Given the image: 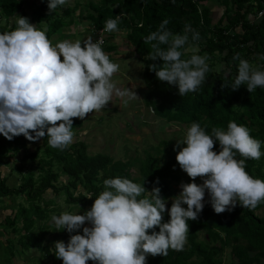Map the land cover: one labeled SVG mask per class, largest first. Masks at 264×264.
<instances>
[{"label":"trees","instance_id":"1","mask_svg":"<svg viewBox=\"0 0 264 264\" xmlns=\"http://www.w3.org/2000/svg\"><path fill=\"white\" fill-rule=\"evenodd\" d=\"M33 1L32 6L24 7V0H0V34L16 28L18 14L27 17L38 29L40 25H46L49 39L62 28L74 25L75 21L87 22L95 30H100L108 19L119 16L118 27L126 29L130 49L147 57L152 48L151 43H144V38L157 31L163 20H169L167 29L174 34L182 35L186 25L190 26L189 44L185 46L187 51L181 49L184 53L181 58L188 59L193 55L188 51L189 45L198 48L195 54L207 55L210 71L205 82L198 92L181 97L176 86L159 81L155 72L149 70V65L162 61L146 58L141 73L146 87L144 106L168 123L189 126L198 123L209 135L213 127L227 131L228 122L235 121L246 126L250 135L261 141L260 150L264 153V88L258 87L252 93L247 91L246 85L237 90L231 88L238 74L239 59L248 60L254 67L264 70V59L260 58L264 56V17L256 21L255 16H248L254 12L251 2L257 1L260 9V0H221L224 11L218 17L213 16L212 10L206 6L209 0H88L84 12H79V0H68L52 12H49L48 0ZM70 3L74 4L71 6ZM3 20L5 24H2ZM193 32L199 33L196 41L192 40ZM104 49L108 51L112 47ZM236 53L240 56L234 60ZM215 64H220L217 73L212 72ZM81 125L79 118H73L72 131ZM39 141L40 145L33 152L26 150L29 141L23 135L0 143V169L5 168L6 155L21 148L26 151L23 159L31 163L37 161L39 173L36 177L31 173L33 171L23 175V167L18 169L20 184L17 188H9L7 177H0V198L22 196L27 202V207L18 208L0 220V264H15L16 258L25 259L27 256L29 259L23 264H29L31 260L35 264H63L55 257L54 245H51L57 241L67 244L70 235L77 233L58 230L48 221L52 217L50 204L53 203L43 199L48 190L55 194L62 192L65 202L79 205L80 214H84L105 190V179L128 178L138 184L144 183L148 191L159 187L165 201L171 196V183L179 179L177 148L166 142L162 143V150H157L159 155L146 153L138 162L139 177L131 179L127 170L130 162H113L105 154L88 155L83 142L71 143L60 150L48 145L47 134ZM213 150L217 153L221 150L218 141ZM235 158L244 159L238 153ZM245 165L251 176L264 180V155L259 160L246 159ZM60 175L66 181L57 188ZM203 203L198 219L187 222L189 233L183 251L169 249L166 257L148 255L146 264H264V202L254 210L237 204L221 214L214 212L211 202ZM169 219L164 213L162 222ZM18 222L21 226L17 227ZM8 229L13 237L5 236ZM152 231L158 232L159 228L149 230V234ZM49 233H52L51 238H47ZM79 234H83L81 230ZM199 234L204 235L202 240ZM226 248L230 249L227 261L222 259ZM33 251L36 254L31 255Z\"/></svg>","mask_w":264,"mask_h":264},{"label":"clouds","instance_id":"2","mask_svg":"<svg viewBox=\"0 0 264 264\" xmlns=\"http://www.w3.org/2000/svg\"><path fill=\"white\" fill-rule=\"evenodd\" d=\"M67 2L48 0L49 12ZM119 19H108L100 29L107 32L101 47L103 41L94 42L93 36V31L100 30L93 28L83 41L64 40L53 45L46 29L40 30L27 17L17 16L16 28L0 34V134L9 141L23 135L30 142L47 134L51 148L64 150L73 142V118L84 120L89 113L100 112L113 95L124 105L139 98L132 89L118 88L112 82L119 65L109 59L104 48L107 38L118 30ZM168 24V19L163 20L157 31L144 38L152 48L146 58L162 61L149 65V70L159 81L176 86L183 97L198 92L205 82L210 71L208 57L193 54L182 59L190 26L186 25L181 35L168 30ZM198 39L199 33L193 32L192 40ZM239 56L236 53L233 59ZM241 85H246L249 93L264 88V70L239 59L231 88L237 90ZM216 141L219 153L213 150ZM176 148H180L176 161L193 182L181 184L182 191L170 210L159 187L148 191L144 183L128 178L105 179V190L94 199L90 210L51 217L58 230L77 233L70 235L67 244L55 242V257L63 264H146L148 255L166 257L169 249L183 251L189 233L187 222L198 219L206 190L216 214L237 204L254 210L264 202V180L245 170L246 159L259 160L264 153L261 141L253 138L246 126L229 121L227 131L213 127L209 135L194 122ZM237 153L244 159L237 160ZM197 177L203 184L194 182ZM165 211L168 222H162ZM157 227L158 232L149 234ZM81 229L83 234H79Z\"/></svg>","mask_w":264,"mask_h":264},{"label":"rangeland","instance_id":"3","mask_svg":"<svg viewBox=\"0 0 264 264\" xmlns=\"http://www.w3.org/2000/svg\"><path fill=\"white\" fill-rule=\"evenodd\" d=\"M88 0H79L80 8L79 12H84L86 9L85 3ZM33 0H24V7L32 6ZM74 3H70L72 6ZM213 12V16H220L223 13L224 7L221 0H209L206 4ZM77 11L74 16H77ZM17 16H20L19 14ZM17 16L16 19L17 20ZM5 24V21H2ZM41 30H47L46 25H40ZM92 27L88 23L75 21L74 25L62 28L60 31L50 37L52 44L55 45L58 42L69 40L75 42L76 40L83 41L91 33ZM80 35L82 37H78ZM107 47L111 46L114 50H108L105 52L109 59L119 65V71L113 75L112 82L121 89L129 88L136 92L139 98L129 101L127 105H124L120 98L113 95L109 104L103 108L100 112L89 113L84 120L80 128L75 130L73 142H83L87 146L88 155L105 154L112 158L113 162H130L127 170L131 179H137L138 162L142 160L146 153L149 152L152 155L157 154V150H162L164 146L162 143L166 142L169 146H176L177 142H182L187 134V130L190 127L185 124L168 123L165 120L157 118L153 115L150 109H147L143 103V93L146 90L145 84L142 80V70L144 67L143 61L146 59L144 54L138 55L129 47V43L126 40V29L118 27L117 31H114L110 37L107 38ZM193 48L196 50L193 52ZM188 51L195 54L198 51L196 46H191ZM204 56V54L202 55ZM62 59V57H61ZM220 64H215L212 72H218ZM2 134H0V143L7 142ZM40 145V141L27 142L26 150L33 152ZM185 145H181L182 148ZM180 148H177V152ZM26 153L21 148L18 150H12L8 153L3 161V167L0 169V177L6 178V185L9 188H17L20 184V170L23 167L22 174L27 175L28 171H33L34 177L39 175L37 161L31 163L28 159H23V155ZM57 172L58 169L54 168ZM60 173V172H57ZM178 181L172 182L171 196L166 200V209L170 210L173 199L179 195L182 191L181 184L193 182L190 177L180 168L178 172ZM66 178L61 176L56 182L57 188L64 185ZM197 184H203V179L197 177L194 181ZM44 200H50L53 203L50 204L52 209L50 216L68 212L71 214H80L79 205L72 206L65 202L63 193L55 194L48 190L43 195ZM203 202H211L210 195L207 190L205 191V197ZM187 208V205H182ZM27 207V202L22 196H8L0 198V220H3L9 214L14 213L18 208ZM168 215V211H165ZM169 216V215H168ZM48 221L52 222L49 218ZM53 223V222H52ZM21 226L20 222L17 223V227ZM90 226V225H85ZM50 231V230H49ZM82 231V229H81ZM5 236L13 237L14 234L10 233V229L5 231ZM73 234V233H72ZM52 233L47 235V238H51ZM199 239L204 238L203 234L198 235ZM52 242V241H50ZM55 244V243H54ZM52 244L51 247L54 245ZM230 249L226 248L223 253V260H228ZM36 254L35 251L31 255ZM16 258L15 264H23L25 259ZM29 259V258H28ZM35 264L33 261H29V264ZM87 264H91L90 261Z\"/></svg>","mask_w":264,"mask_h":264},{"label":"built area","instance_id":"4","mask_svg":"<svg viewBox=\"0 0 264 264\" xmlns=\"http://www.w3.org/2000/svg\"><path fill=\"white\" fill-rule=\"evenodd\" d=\"M252 13H250L248 16H255V20L256 21H260L263 17H264V0H260V4H261V8L258 9V2L257 1H252ZM93 36H94V42L95 41H99L102 40L103 43L101 45V47H103L106 43V36H107V32H104L103 30L100 31H93Z\"/></svg>","mask_w":264,"mask_h":264},{"label":"crops","instance_id":"5","mask_svg":"<svg viewBox=\"0 0 264 264\" xmlns=\"http://www.w3.org/2000/svg\"><path fill=\"white\" fill-rule=\"evenodd\" d=\"M207 4V3H206ZM78 37H82V36H80V35H77ZM87 39V38H86ZM114 49L112 48V49H110V51H113Z\"/></svg>","mask_w":264,"mask_h":264}]
</instances>
